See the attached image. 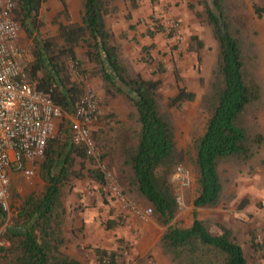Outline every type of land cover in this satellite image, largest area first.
<instances>
[{"label":"trees","instance_id":"16d2710c","mask_svg":"<svg viewBox=\"0 0 264 264\" xmlns=\"http://www.w3.org/2000/svg\"><path fill=\"white\" fill-rule=\"evenodd\" d=\"M44 2L16 0L13 11L20 30L30 41L31 60L26 71L34 89L47 94L63 116L72 115L85 81L90 78L98 80L107 101L122 97L133 109L135 125L122 122L114 114L100 113L96 119L100 126L92 130V138L102 152L101 160L119 159L116 175L124 194L151 208L153 221L165 228L157 242L164 255L171 264H248L233 231L219 224V232H211L208 223L197 218V210L219 205L223 196L218 174L220 164L249 166L264 148V136L259 129L253 130L249 120V114L255 120L264 109L257 29L242 19L237 20L227 0L199 2L202 13L195 12V16L204 17L211 28L218 53L210 82L200 100V108L207 114L206 127L193 141V156L189 160L199 189L192 203L193 221L188 228H177L171 223L179 206L168 177L183 162L185 152L177 149L173 121L162 108L160 82L146 79L133 69L119 41L126 38L125 33L117 39L108 26V18L118 12L114 0H81L78 22H71L62 1L59 16L67 23L58 22L56 35L48 39L40 34ZM187 7L191 11L195 8L190 0ZM254 12L261 18L264 7L254 6ZM192 41L195 46L191 49L198 53L203 42L197 38ZM77 48L83 50L81 56ZM151 48L152 45L141 48L144 57L140 60L144 63L153 62ZM69 63L76 64L74 71ZM158 68L164 72L161 65ZM72 72L78 76L77 80ZM175 75L178 76L176 72ZM194 98L186 88L178 87L169 98L168 107L179 108ZM101 100L100 97V108ZM69 125V119L63 120L57 134L47 142L39 172L42 190L21 198L2 235L0 264H83L64 252L68 244L80 242L84 226L77 210L67 213L63 190L71 188L73 179L88 178L101 186L103 178L84 147L71 140ZM5 216L0 208V226ZM122 223V217L116 216L102 225L109 231ZM127 249L122 240L117 241L114 251L95 248L96 264H102L103 260L117 264L116 259L119 264H125Z\"/></svg>","mask_w":264,"mask_h":264},{"label":"rangeland","instance_id":"374dc122","mask_svg":"<svg viewBox=\"0 0 264 264\" xmlns=\"http://www.w3.org/2000/svg\"><path fill=\"white\" fill-rule=\"evenodd\" d=\"M62 1L66 3L71 22L79 21L81 0H45L40 11L43 21L40 34L43 39L56 35L58 22L67 23L63 16H59L62 10ZM200 1L190 0L195 6L191 11L187 7L188 0H114L118 12L116 15L108 18V26L117 39L121 33H125L126 35L125 39H120L119 41L120 43L123 41V53L130 61L133 69L146 79L158 80L160 82L159 96L162 108L167 111L173 121L177 149L185 152L183 162L176 165L168 177L176 199L180 198L177 215L171 223L177 228H187L193 221L192 203L199 189L192 164L189 160L193 156V141L204 133L206 127L207 114L204 110H201L200 100L210 82L211 72L216 63L218 53V45L212 37L211 28L206 24L204 17L195 16V12L202 13ZM227 4L237 20H244L249 23V26L255 27L258 31L256 45L261 55L260 75L264 80V15L258 18L254 12V6L264 7V0H227ZM189 17L193 18V21L199 26V36H188L182 31L183 22L181 20L188 19ZM170 21L178 24L177 32L168 31ZM187 28H190V26ZM150 34L155 35L151 37ZM192 38H197L201 42L206 41L207 44L206 51L202 53V56H199L197 53V58L190 54L193 51L191 47L195 46ZM204 38L205 40H203ZM150 45H152V48L149 50V54L153 62L147 64L140 60L144 57L141 53V48ZM203 45V48L206 47L204 42ZM17 46L21 51V59L26 67L31 60L29 51L30 41L22 30L19 31ZM76 52L81 56L83 50L77 48ZM69 64V68L74 71L76 64ZM158 65H161L164 72L159 71ZM175 72L178 76L175 75ZM72 73L74 80H77L78 76L76 77V74ZM176 77H178V80ZM85 82V85L91 86L101 97V113L103 115L111 113L116 115L122 122L128 123L131 126L135 125L133 109L122 97H116L107 101L105 96L100 92L99 82L96 78H90ZM178 87L186 88L187 91L195 95V98L193 101L184 102L179 108L168 107V100L176 94ZM252 116V114H249L250 126H252L253 130L259 129L264 136V109L257 115L255 120H253ZM68 118L69 116H63L62 114L56 123L54 135L58 132L59 124ZM99 126L100 124L97 122L94 124L93 130H96ZM99 152L100 154L102 153L101 151ZM43 160L35 166L34 181L30 186L26 185L19 175H11L9 187L11 211L9 215L5 216V221L0 228L5 229L11 223L13 216L19 208L21 198L29 194H39L41 192L43 181L40 178L39 172L40 164ZM104 162L123 190L116 175V169L120 165L119 159H106ZM177 167H183L189 172L191 183L188 188L182 189L172 180ZM83 172L85 173L86 171L84 170ZM218 174L223 187L222 199L216 207L199 209L197 211V218L207 222L211 232L215 234L219 232V224L230 228L235 235L237 243L242 247L248 264H264L262 258V254L264 253V212L262 211V215H260L261 219L252 214H247L245 219H240L241 217L235 214L236 209L241 205L239 202L242 201L247 205L250 201L247 197L239 199L240 192L237 190V184L240 178L259 176L264 179V148L260 150L251 165L237 168L230 163H223L218 166ZM93 183L88 178L81 180L73 179L71 188L66 187L63 190L66 209L84 212L85 209L92 207L94 196L88 195L87 192L96 194L97 198L101 197L98 196V188H93ZM84 196L88 198L85 203L81 202ZM130 200L142 208H147L143 204H139L132 199ZM263 203L260 202V204ZM93 207L95 208V206ZM247 210H250V208L247 207ZM151 220H153V216H151ZM105 221H107L106 218L100 220L99 223L102 227V223ZM155 224L157 223L155 222ZM158 226L161 227L160 225ZM161 228L164 232L165 228ZM156 247L165 256L157 243Z\"/></svg>","mask_w":264,"mask_h":264},{"label":"built area","instance_id":"2783aa9c","mask_svg":"<svg viewBox=\"0 0 264 264\" xmlns=\"http://www.w3.org/2000/svg\"><path fill=\"white\" fill-rule=\"evenodd\" d=\"M16 0H0V208L9 215L10 177L19 175L26 185L34 181V168L44 159L47 142L54 136L56 123L63 112L52 99L34 89L27 79L25 64L17 46L20 26L13 11ZM169 32H177L178 24L169 22ZM101 113L100 97L89 85L69 116L71 140L84 147L86 155L100 171L103 184L99 195L109 196L120 202L121 211L143 222L152 216L151 208H142L132 202L118 185L114 175L101 160V154L92 138V130ZM172 180L185 189L190 186V174L183 167H177ZM177 202L180 198L176 199ZM0 228V247L4 246ZM119 259L116 263L119 264ZM103 260L102 264H108Z\"/></svg>","mask_w":264,"mask_h":264},{"label":"crops","instance_id":"0c3cea01","mask_svg":"<svg viewBox=\"0 0 264 264\" xmlns=\"http://www.w3.org/2000/svg\"><path fill=\"white\" fill-rule=\"evenodd\" d=\"M181 21L183 22L182 31L188 36L200 35L199 26L193 21V18L189 17ZM192 21L193 23H191ZM189 26L190 28H187ZM203 42L206 47L199 50V56H202V53L207 49L206 41ZM121 45H123L124 49L123 41H121ZM190 54L197 58L195 51H191ZM93 188L97 189L98 186L93 183ZM237 188L240 192L239 199L247 197L250 201L247 205L242 201L239 202L241 205L238 206L235 214L239 215L241 217L240 219H245L247 214H252L257 216L258 219H261L260 215H262V211L264 212V203L260 204V202H264V179L259 176L240 178ZM87 194L94 196L93 206L95 208L91 205L92 207L85 209L84 212L77 211V215H79L83 222V235L78 244H68L64 248L66 254L81 261L83 264H96L95 248L114 251L117 249V241L122 240L128 245L124 257L125 264H171L156 247V243L162 235L163 229L155 224L153 220L150 219L148 222H143L132 215L123 213L120 202L109 196L100 197L98 194L100 198H97L96 194L90 193L89 191ZM87 200L88 198L84 196L81 202L85 203ZM257 204L259 205L257 206ZM247 207L250 210H247ZM69 212L70 210H67V213ZM116 216L122 217V225L115 230L107 231L103 229L99 223L100 220L103 218L107 220L113 219Z\"/></svg>","mask_w":264,"mask_h":264}]
</instances>
